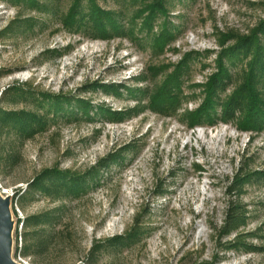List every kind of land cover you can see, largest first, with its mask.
I'll use <instances>...</instances> for the list:
<instances>
[{"label": "rangeland", "instance_id": "rangeland-1", "mask_svg": "<svg viewBox=\"0 0 264 264\" xmlns=\"http://www.w3.org/2000/svg\"><path fill=\"white\" fill-rule=\"evenodd\" d=\"M80 1L70 24L77 0H0V111L35 117L28 135L0 124L11 258L264 264V127L247 123L264 82L230 67L218 97L244 98L241 122L195 123L219 54L252 35L264 0Z\"/></svg>", "mask_w": 264, "mask_h": 264}, {"label": "trees", "instance_id": "trees-1", "mask_svg": "<svg viewBox=\"0 0 264 264\" xmlns=\"http://www.w3.org/2000/svg\"><path fill=\"white\" fill-rule=\"evenodd\" d=\"M19 2H27L29 4H37L36 0H18ZM81 6V1L77 0L74 4L71 19L68 23L72 24L75 22V13L77 14L78 9ZM95 14V22L101 24L102 17L106 20L111 21L112 17L110 14H100L99 10L93 11ZM99 14V15H98ZM101 15V16H100ZM94 17V16H93ZM113 29H116L114 24L110 25ZM96 29L94 31L103 32L106 27L103 25L94 26ZM93 27V28H94ZM93 31V32H94ZM247 64V83L251 85H256L257 83L264 82V19L257 25L252 35L247 38H238L235 44L221 51L217 59V71L214 73L209 80L208 87V102L207 105L202 109V112L196 117V126H203V121L213 120L214 123L222 124H232L241 122V117L246 113L247 109L245 107V100L242 96L233 94L226 100H222L218 97L220 93H224L227 90L230 80V67L237 66V64L245 63ZM176 83V82H173ZM13 92L22 93L19 89H12ZM44 100V99H43ZM45 101V100H44ZM261 105V104H260ZM213 106V107H212ZM119 118V117H118ZM250 118V119H249ZM247 123L251 126L259 125L264 127V104L261 107L252 106L247 112ZM211 122V121H210ZM0 124L8 128H19L24 134H30L32 132L31 127L35 124V117L31 114L25 112L21 113H4L0 111ZM47 180H52V185H60L64 188H73L74 185H78L76 181H71V185L67 182V174L60 172H49L46 176ZM242 177L236 176L234 180V185L241 183ZM54 183V184H53ZM56 183V184H55ZM32 187L46 191L47 186L42 183V178L35 180ZM70 186V187H69ZM59 187V188H60ZM57 190V188H56ZM70 190V189H69ZM68 190V192H69ZM62 192V191H59ZM240 206L230 207L228 213L229 222L238 223L244 215L240 211ZM29 222V220H28ZM26 224V223H25ZM29 225V223H28Z\"/></svg>", "mask_w": 264, "mask_h": 264}, {"label": "water", "instance_id": "water-1", "mask_svg": "<svg viewBox=\"0 0 264 264\" xmlns=\"http://www.w3.org/2000/svg\"><path fill=\"white\" fill-rule=\"evenodd\" d=\"M11 229L9 201L0 196V264H18L10 255Z\"/></svg>", "mask_w": 264, "mask_h": 264}, {"label": "built area", "instance_id": "built-area-1", "mask_svg": "<svg viewBox=\"0 0 264 264\" xmlns=\"http://www.w3.org/2000/svg\"><path fill=\"white\" fill-rule=\"evenodd\" d=\"M19 264H21V263H19Z\"/></svg>", "mask_w": 264, "mask_h": 264}]
</instances>
